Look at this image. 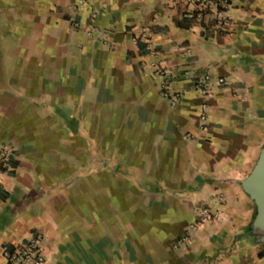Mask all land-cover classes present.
<instances>
[{
  "label": "crops",
  "instance_id": "obj_1",
  "mask_svg": "<svg viewBox=\"0 0 264 264\" xmlns=\"http://www.w3.org/2000/svg\"><path fill=\"white\" fill-rule=\"evenodd\" d=\"M224 30L176 0H0V264L33 236L42 264H264L241 181L264 145V0ZM149 31L147 43L135 36ZM158 58L182 93L159 94ZM228 84L200 129L195 78ZM219 209L176 240L203 207Z\"/></svg>",
  "mask_w": 264,
  "mask_h": 264
},
{
  "label": "built area",
  "instance_id": "obj_2",
  "mask_svg": "<svg viewBox=\"0 0 264 264\" xmlns=\"http://www.w3.org/2000/svg\"><path fill=\"white\" fill-rule=\"evenodd\" d=\"M186 12H189L199 22L211 23V26L217 30H224L231 22V17L225 15L233 2L237 0H176ZM240 1V0H239ZM149 31L147 28H141V31L135 36L137 41L147 43L146 48L156 52L152 48L148 39ZM152 74L160 78V96L167 100L170 106H177L182 100V93L173 88L174 76L171 69L163 64L161 60L155 58L150 63ZM228 84L226 78H213L210 73L195 78L194 87L201 98L200 104V129L204 130L209 120L210 105L209 97L216 85ZM15 147L7 142L0 144V183L3 175L13 168ZM219 209L203 207L200 209L196 219L189 223L184 233L176 240V246L187 244L196 230L207 220L219 217ZM42 237L33 236L26 241H22L6 254L9 264H42L45 261V255L42 244Z\"/></svg>",
  "mask_w": 264,
  "mask_h": 264
},
{
  "label": "water",
  "instance_id": "obj_3",
  "mask_svg": "<svg viewBox=\"0 0 264 264\" xmlns=\"http://www.w3.org/2000/svg\"><path fill=\"white\" fill-rule=\"evenodd\" d=\"M241 184L257 207L253 230L249 234L257 235L264 240V145L252 172L241 181Z\"/></svg>",
  "mask_w": 264,
  "mask_h": 264
}]
</instances>
